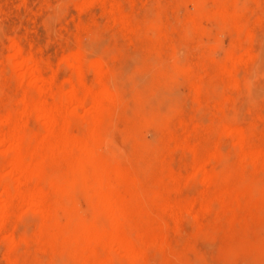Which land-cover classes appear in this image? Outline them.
<instances>
[{
	"label": "rangeland",
	"instance_id": "obj_1",
	"mask_svg": "<svg viewBox=\"0 0 264 264\" xmlns=\"http://www.w3.org/2000/svg\"><path fill=\"white\" fill-rule=\"evenodd\" d=\"M262 164L264 0H0V264H264Z\"/></svg>",
	"mask_w": 264,
	"mask_h": 264
},
{
	"label": "bare ground",
	"instance_id": "obj_2",
	"mask_svg": "<svg viewBox=\"0 0 264 264\" xmlns=\"http://www.w3.org/2000/svg\"><path fill=\"white\" fill-rule=\"evenodd\" d=\"M26 66H28V65H26ZM34 73V72H33ZM32 73V74H33ZM30 74V73H29ZM28 74V75H29ZM27 75V76H28ZM31 80V79H30ZM36 83V82H35ZM103 95V94H102ZM104 96V95H103ZM103 98H105V97H103ZM108 99H110V98H108ZM97 99H93V100H91V106L92 107H94V110L95 109H97L98 108V105L99 104H97V102L98 101H96ZM80 104H83V103H80ZM78 106H80L79 104H78ZM83 106H84V104H83ZM83 106H80V107H83ZM77 107V106H76ZM99 107H100V105H99ZM90 110H91V108H90ZM93 111V110H92ZM36 112V111H35ZM37 113H39V112H37ZM41 113H45V112H41ZM31 114V113H30ZM50 114V113H49ZM48 114V115H49ZM33 115V114H32ZM48 115H46L45 114V116H43L44 118H46V119H51V117L50 116H48ZM71 115V114H70ZM59 139V138H58ZM11 142V152L12 153H14L13 154V156H14V164H13V166H12V173H14V174H17L19 177H22V178H20L21 180L22 179H24V178H27V172H26V169H25V167L23 166V159H21L20 158V156L18 155V147H19V144H18V141H17V139L15 138V136L14 135H12V136H10V139H9ZM9 143V142H8ZM64 143V142H63ZM8 147V146H7ZM46 149H47V147H46ZM91 149V148H90ZM9 150V149H8ZM72 150V148H70L69 147V145L67 144V145H63V147H61V148H59V147H48V149L46 150V153L48 154V156H52V155H54V154H56V153H58V152H70ZM10 152V151H9ZM72 153L73 152H76L79 156H80V158L82 157L83 159H88L89 158V154H88V151H87V149H86V147L84 148V147H79V148H74L73 149V151H71ZM70 152V153H71ZM20 154V153H19ZM46 154V155H47ZM66 154V153H65ZM92 154V153H91ZM77 155V156H78ZM92 157V156H91ZM261 158V157H260ZM253 160H257V158L256 157H254V159ZM83 161V160H82ZM90 161H92V160H90ZM93 162V161H92ZM90 163V162H89ZM262 165H264V164H262ZM77 168V167H76ZM32 172V171H31ZM36 172V171H35ZM75 173V172H74ZM28 175H30V174H28ZM33 175H35V174H33ZM32 175V177H34ZM78 175V174H77ZM31 176V175H30ZM18 177V178H19ZM79 177L82 179L83 178V174H82V172L80 171V174H79ZM35 178V177H34ZM23 183V182H22ZM81 183V182H80ZM99 183V182H98ZM97 183V184H98ZM83 184V183H82ZM17 185V184H16ZM15 185V186H16ZM22 185V184H21ZM99 189H100V187H99ZM16 191V190H15ZM14 191V192H15ZM11 193H12V191H11ZM77 193V192H76ZM14 194V193H13ZM4 195L6 196V197H10L11 195H10V193L9 192H7V191H4ZM17 196V195H16ZM19 197V196H18ZM26 202L29 204V205H39V204H41V199H40V197L39 196H34V197H30V198H28V199H26ZM106 204L108 203V202H105ZM110 204H112V203H110ZM105 205V204H104ZM103 205V206H104ZM109 204H107V205H105V206H108ZM115 205V204H114ZM190 206H191V204H190ZM34 207V206H33ZM170 207V206H169ZM32 208V207H31ZM107 209H110L109 207H106V209L105 210H107ZM114 209V208H113ZM119 209V208H118ZM187 209V208H186ZM115 210V209H114ZM114 210H112L113 212H115ZM185 210V209H184ZM199 210V209H198ZM202 210V209H201ZM200 210V211H201ZM3 211V210H2ZM108 211V210H107ZM111 211V212H112ZM197 211V210H196ZM109 212V211H108ZM111 212H109V213H111ZM118 212V211H117ZM116 212V213H117ZM186 212V211H185ZM189 213H190V210H189ZM112 214V213H111ZM192 214V213H191ZM108 215V214H107ZM183 215H185V214H183ZM170 216V215H169ZM182 216V215H181ZM109 217H110V215H109ZM111 217H112V215H111ZM195 217H196V214H195ZM114 218V217H113ZM173 218V217H172ZM182 218V217H181ZM180 218V219H181ZM192 219V218H191ZM112 220V219H111ZM172 220V219H171ZM183 220V219H182ZM173 221V220H172ZM171 221V222H172ZM175 225V224H174ZM142 242V241H141ZM110 243V242H109ZM148 243H150V242H148ZM154 244H155V242H154ZM149 246H150V244H149ZM149 246H148V248H149ZM152 246V245H151ZM150 246V247H151ZM155 246V245H154ZM142 247H143V245H142ZM110 248H111V251H115L114 250V248H116L117 250L116 251H120L121 253H120V255L123 253L125 256H128V257H130L131 258V260L132 259H138V257H140V253H137V251H136V249H135V251L134 250H132L131 248H129V246H127V245H124V244H121V243H114V242H112L111 244H110ZM112 248H113V250H112ZM137 250H139V249H137ZM139 252H142V251H139ZM111 253H114V252H111ZM118 257V256H117ZM123 257V256H122ZM128 260V259H127Z\"/></svg>",
	"mask_w": 264,
	"mask_h": 264
}]
</instances>
